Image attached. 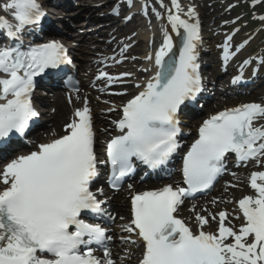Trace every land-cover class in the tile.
<instances>
[{"label": "snow or ice", "instance_id": "1", "mask_svg": "<svg viewBox=\"0 0 264 264\" xmlns=\"http://www.w3.org/2000/svg\"><path fill=\"white\" fill-rule=\"evenodd\" d=\"M157 2L180 43L177 46L162 26L160 47L145 56L154 75L136 84L139 91L122 106L121 118L112 122L119 134L107 143V161L97 158L92 112L85 100L64 135L0 169V264H116L107 246L111 240L107 229L84 218L86 213H103V202L92 191L98 165H111L110 184L116 190L134 172L133 158L153 169L166 165L180 147L181 106L203 90L198 63L202 38L195 8L185 11L180 0H170L171 6ZM0 11L5 13L0 16V33L15 41L13 46L0 47V140H4L13 133L23 136L30 121L39 116L32 102L36 77L72 61L67 48L56 40L23 45L25 31L45 16L39 0H4ZM151 11L157 19L164 18L156 8ZM144 13L148 14L147 6ZM231 39L222 45L225 63L234 56ZM250 63L244 61L241 71ZM259 63L264 64V58ZM97 78L109 84L123 79L104 70ZM229 154L244 163L264 158V104L225 109L203 122L198 139L183 157L187 188L168 184L132 196V219L124 230L142 242L141 264H264V171L250 176L255 195L238 201L244 221L238 230L226 223L225 211L207 217L197 214L196 232L176 215L185 198L213 185ZM98 191L103 195V189ZM217 215V231H205L209 219L216 220ZM94 245L103 249V259L94 255Z\"/></svg>", "mask_w": 264, "mask_h": 264}, {"label": "rangeland", "instance_id": "2", "mask_svg": "<svg viewBox=\"0 0 264 264\" xmlns=\"http://www.w3.org/2000/svg\"><path fill=\"white\" fill-rule=\"evenodd\" d=\"M90 1V0H86ZM152 2V5L155 6L156 0H149ZM110 2V1H108ZM197 10L199 11V20L204 32V40H203V47H202V57H201V63L205 65L206 69L208 70V73L210 76L213 75L216 76L217 72L222 71L225 68V61L223 59V47L224 43L226 42L227 38L229 36L232 37L231 39V48L234 53L238 52L239 48L241 51L237 53L236 59L233 61H228L227 63L229 64L232 69L229 71L227 76H232L236 72H238V66H242L244 64V61H251V63L247 66H244L246 69H252L253 66L259 67L262 69V74H263V83L259 87V89L254 90L255 93H249L248 91L245 92L244 94L239 95L238 98L240 99L239 102H263L264 103V64L259 63L260 58H264V21L260 19V17H263L264 15V3H255V7L253 8L254 0H194ZM98 3V2H97ZM105 3V2H103ZM91 5H101L99 4H91ZM90 5V6H91ZM112 4H107V5H102L98 9L97 14H93L92 11L85 13L84 11L82 12V18L77 22V24H74L75 28L73 30L70 29H65L64 31L67 34H74V31H79L80 27H78V24L81 23H86L87 20L91 19L93 16L98 17V15H105L106 13L108 15L113 14V8ZM218 8H222V12H224L225 16L220 18L219 12H214L210 17L206 16V9H208L211 13ZM49 14L51 17H57L58 12L52 10L51 8H48ZM80 8H75L73 9L74 11L78 10ZM70 11V12H74ZM122 21V20H121ZM121 21H119V24H121ZM98 23V22H97ZM96 25L93 24V26ZM122 26V24H121ZM131 26L136 29L139 25L138 24H131ZM92 27V25L90 26ZM123 27V26H122ZM85 27H81V29H84ZM88 29V28H86ZM235 29L237 30V33L235 34L234 31ZM106 30V29H104ZM127 33H130L128 36L131 35V29L127 31ZM92 30H87L85 31L84 35L91 37ZM104 37V36H102ZM103 39H107V37H104ZM99 44L102 43L101 39L98 41ZM140 44V42L138 43ZM137 44V45H138ZM135 46V49H143L144 45H140V47H136L137 45L134 44V42L131 43V46ZM243 45V47H241ZM133 48V47H132ZM254 52V53H253ZM77 54L78 57L81 58L79 62H87L89 60L95 61V62H100L102 61V58L97 56L98 54H81L79 52H74ZM114 55V54H113ZM113 55H111L109 58H112ZM86 58V59H85ZM89 59V60H87ZM78 60V58H77ZM123 68L129 69V70H134L135 73H139L143 67L141 66H134L133 63H129V61L126 62V64L123 65ZM100 68H97L99 71ZM93 75L91 77H94V74L97 72H92ZM84 73H82L83 75ZM86 75V74H85ZM236 75V74H235ZM88 76V75H87ZM83 79V77H82ZM93 78H88L85 77V80L87 82V87L86 86H81L79 88V91L73 90L78 96L83 95L84 92H86L87 89H89L88 93L90 94L89 100H91V103L96 106V110H98L100 113L101 117L107 118L105 120L104 127L105 129L107 128V133H105V136L112 135V128L113 123L112 120L114 119L113 117L111 118L112 115L118 114L119 115V108H117V105H119L121 102L127 101L130 98L129 96L125 97H119L117 95H112V97L108 96L106 97L103 94L98 93L95 91L98 86H96L94 81L92 82ZM134 82V81H133ZM107 84V82H103L101 86H104ZM229 87V82H220L217 84V87ZM113 89H116L115 87H111ZM105 92H109L108 87H103ZM119 89V88H118ZM116 89V90H118ZM111 91V90H110ZM114 91V90H112ZM126 92V91H125ZM60 94L63 95V97L66 99L68 98L70 92L68 90L65 91H60ZM259 93V94H258ZM44 95V94H40ZM256 96H259V99L256 98ZM40 97V96H39ZM93 99L92 101V98ZM237 97V96H236ZM44 99L47 100V102H51L54 97L51 94H48L47 97L44 95ZM116 98H122V101L116 102ZM222 98H227V96H221L219 98L222 100ZM40 103V102H39ZM39 103L37 104L39 106ZM224 105H219L216 110H219L221 108H224ZM40 118L43 120L41 121L43 124H46L45 126H48L47 129H45L43 132H49L51 133L50 137H56L59 135V133L52 134V126L50 125L51 120L47 121L50 119V115H45V116H40ZM48 122V123H46ZM48 133V134H49ZM100 136V134H99ZM110 137V136H109ZM2 165H0V168ZM234 174H231L229 176V179H225L224 182H221L215 191H213L210 195H206L203 198L197 199V202H202L204 200L210 201L213 204L218 200L220 197V191L223 189V187L227 186V184H230V180L233 178ZM241 181V180H240ZM240 183L238 182L237 185ZM129 185H135V183L127 184L126 187L120 191L117 194L111 195V204L113 209L118 213V216L116 219L112 221V223L109 225V230L108 232L109 235L112 236V239L109 241L110 244L108 243V246L110 248V251H115L117 253V256L115 257L114 260H119V257H123L124 259H127L123 262L124 264H134L132 261L134 253L138 249L137 247H134L131 245L128 240L126 239V235L122 232H120L122 229H124V225H127V219L129 217V193H128V188ZM246 192H248L246 188ZM242 192L241 194L237 195L235 199L240 198L241 196L244 195ZM116 199L120 203L121 207H123L121 211L117 210V208L113 205L115 203ZM232 200V206H230L231 209H235L234 206V200ZM204 203V202H203ZM190 205H185L181 210H179V215L183 216L188 222H196L195 215L192 214L190 206H193L195 202L189 203ZM223 208H218L214 212H218ZM123 214V215H121ZM210 216V214L208 215ZM125 217V218H124ZM193 225V223H192ZM131 246H130V245ZM119 256V257H118Z\"/></svg>", "mask_w": 264, "mask_h": 264}, {"label": "bare ground", "instance_id": "3", "mask_svg": "<svg viewBox=\"0 0 264 264\" xmlns=\"http://www.w3.org/2000/svg\"><path fill=\"white\" fill-rule=\"evenodd\" d=\"M105 0H90V1H86V0H78L77 5L75 4L74 6L79 7L80 9L78 10V12L80 11V15H78L76 18L72 19V20H80L82 18V12L84 11L85 13L92 11L93 14H97L98 12V8L101 7V5H99L98 7H95L96 5H91V4H102ZM51 3V1H49ZM98 2V3H97ZM165 4L171 6L170 1L166 2L164 1ZM4 0H0V4H3ZM180 3L183 5L185 11H187L188 8H195L198 17H199V11L197 10V7L194 5L195 2L194 0H180ZM91 5V6H90ZM159 12H161L164 16L163 19H157L156 15L154 12L151 11L148 13V16H150L149 18L146 17L147 15H136L135 17H133L130 22L131 23H135L137 24L135 18H139V20L141 21L140 24V31L138 32V34L136 35L138 38L141 39V43H144L145 46L143 47V49H139V50H134L131 53L130 57H135L138 55H142V57L137 58L134 62V64L138 65V64H142L143 65V71H141L140 73H138L136 76L140 77L139 79L136 78H131L133 80L136 81V83H134L133 85L131 84V88H128L126 90L131 91V93L133 91H135V93H137L139 91V89L136 88V84L137 83H143L144 81H146L147 79H149L151 77V75H154V67L152 62H149L145 59V56L149 53H154L156 50H158V48L160 47L164 37H163V32H162V26L166 27L169 31V33L173 36V41L174 43H178V39L179 37H177L175 35V33L172 31L171 29V25L168 24L167 22V13L165 11L164 8H162L160 6V8L157 10ZM214 12H219L220 14V18L224 17L225 14L222 12V8H218L215 9L212 13L206 9V16L210 17ZM187 18V17H185ZM121 19V15H118V17L115 19L116 20V24L112 25L111 29L108 30H104L101 29L98 31V27L99 26V18L96 17H92L91 19L87 20L86 23H81L78 24L77 26L80 27L79 31H74V34H72V36H63V34L60 32L59 35L62 36L61 38L70 42L71 43V49L73 51H77L81 54H98L97 56L101 57L102 56H106L109 57L113 52H115L116 50V46H120L117 44H112V43H107L105 39H103L104 37L102 36H108V35H112L114 34V36L117 37V41H121L122 39L126 38L130 33H127L128 30L131 29V35L133 36L134 34V29L133 26L130 25H124L123 28H120L118 22ZM61 20L64 24L65 28H71L70 26V18L68 16L63 15L61 17ZM151 20H153L152 22H150ZM98 22V23H97ZM93 26V24H95ZM92 25V27H90ZM201 25V24H200ZM81 27H85L84 29H81ZM88 28V29H86ZM87 30H92V34L91 37L85 36L84 33ZM135 37V36H134ZM133 37V40H134ZM136 37V38H137ZM99 39H102V43L99 44L98 41ZM140 47V45H139ZM176 50V49H174ZM75 56V54H74ZM86 59V58H85ZM89 60V59H87ZM109 62H103V60L100 62H95L92 60H89L87 62H80V63H74V65H78L79 67L82 69L83 74V79L81 80V85L86 86L87 87V82L85 80V77L88 78H93L92 81H96V86H98L97 88H95L98 93L105 95L106 97L110 96L112 97V95L115 93V91H112L111 89L108 88L109 92H105V90L103 89V87H108L107 84H105L104 86H101L102 84V80L104 79H98L97 77L99 76V73L101 70L107 71L109 74L112 72L114 73V71H116V68H114L111 64H108ZM97 68H100L99 71L97 70ZM145 68L150 69L149 71H144ZM92 72H97L96 74H94V77H91V75H93ZM85 74H88L85 75ZM116 77H121V75H116ZM122 84V83H121ZM115 84H109V86H113ZM111 90V91H110ZM89 89L86 90V92L83 93V95L78 96L76 95L74 92L70 93L68 98H64L62 94L58 93V92H50L52 93V95L54 96V99L51 102H47L46 99L43 98V96L41 95L40 97H38L39 99V104L40 107L38 106V113L40 114H45V115H50V120H51V126H52V134H56L59 133L58 136H61L64 134V129L65 126L70 122V120L73 118V114L74 111L77 108H81L84 105V101L87 100L88 102V106L91 109L92 112V116L95 119L96 123H97V130L98 133L100 134L101 139L104 137V132L106 131L104 124H105V120H107V118L105 117H101L100 116V112L98 110H96V106L94 104L91 103V100H89L90 98V94L88 93ZM117 91V90H116ZM128 92H125L124 94L127 95ZM47 97V96H46ZM71 99V102H69V98ZM77 97H79V99H77ZM122 97V96H121ZM92 98V101L93 97ZM240 99L242 98H235V99H231V100H220L221 104H228L229 107H224L225 109L228 108H235L238 107L240 105H236L237 102L240 101ZM116 102H119L122 100V98H116L115 99ZM44 115V116H45ZM115 116V115H114ZM113 117V116H112ZM199 124V121L196 123H194L193 129L191 130L192 134H195L197 131V126ZM114 130V129H113ZM186 131H189V129H186ZM44 132L43 134L39 135L37 138V142H42V143H47L50 139H53L50 137L51 133ZM115 134H119L118 130L115 129ZM8 156V155H7ZM7 156L4 158L7 159ZM17 156H15L14 158H16ZM13 158V159H14ZM244 174H246V171L243 172ZM245 176V175H242ZM176 180V179H175ZM242 182V181H241ZM164 184H169L168 182L164 183ZM136 185L134 186L132 185L131 188H128V193H132L136 191ZM159 186H162L159 184ZM164 186V185H163ZM140 188H144L146 186L141 185L139 186ZM159 188V187H157ZM142 189V190H144ZM253 190V189H252ZM242 192H246L245 189V184L244 182L241 183L239 186L235 185L232 186L231 188H225L223 187V189L220 191V196L222 198H219L214 204L210 203L209 201H204L203 202H195V204L193 206H190L192 214L196 215H202V216H208L209 214H213V210L214 209H218L223 208L226 210H230V206H232V200L235 199V197L239 194H241ZM253 195H255V192L253 190ZM244 198V197H242ZM241 198V199H242ZM238 199V198H237ZM235 199V200H237ZM240 200V199H239ZM113 205L117 208V210L121 211L123 210L120 205V203L118 202V200L116 199L115 203H113ZM206 210V211H205ZM123 215V214H121ZM239 216L240 219H236L235 217ZM232 225H234L235 227L238 226L241 222L243 223V216L242 213L240 212V209L237 205L236 209H232L231 210V214L230 217L228 219ZM197 222V231L199 230V223ZM216 221L213 220L212 224H214ZM102 224L103 221H101ZM210 223V222H209ZM209 225V224H207ZM208 229L204 227V230ZM120 232L124 233L128 240L130 241L129 243L131 244L132 241H136V243H133L135 245H133L134 247H136L137 245L140 244L139 239L137 238V236L135 235V233H128L127 231H125L124 229H122ZM129 244V245H130ZM131 246V245H130ZM139 251V250H138ZM136 251V252H138ZM112 257H116V253L113 251L112 253ZM123 261L122 258H120L116 264H121Z\"/></svg>", "mask_w": 264, "mask_h": 264}]
</instances>
